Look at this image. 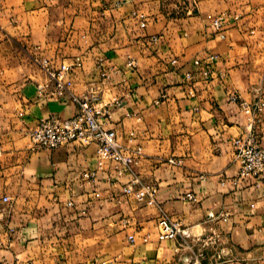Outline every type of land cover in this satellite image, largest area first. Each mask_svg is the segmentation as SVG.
<instances>
[{"label": "crops", "instance_id": "obj_1", "mask_svg": "<svg viewBox=\"0 0 264 264\" xmlns=\"http://www.w3.org/2000/svg\"><path fill=\"white\" fill-rule=\"evenodd\" d=\"M219 15L225 39L206 26ZM34 57L82 59L74 94L110 108L105 125L142 148L138 166L85 182L95 145L31 148L41 119L78 112L38 97ZM243 102L264 103V0H0V264H264V182L239 179L233 147L264 148V107ZM162 216L186 236L160 242Z\"/></svg>", "mask_w": 264, "mask_h": 264}, {"label": "built area", "instance_id": "obj_2", "mask_svg": "<svg viewBox=\"0 0 264 264\" xmlns=\"http://www.w3.org/2000/svg\"><path fill=\"white\" fill-rule=\"evenodd\" d=\"M196 5L194 4V9ZM140 26H147L148 18L144 14H136ZM239 17H235L238 20ZM206 26L214 30L218 36L225 39V32L228 29L230 19L227 15L208 16ZM160 36H153L152 42H158ZM33 63L37 65L45 74V79L38 82L36 89L38 97L45 100H57L65 103H74L78 106V112L70 118H60L51 116L41 119L36 127L28 132L30 146L33 149L55 150L70 144L77 143L82 147L95 145L97 147L96 155L99 169L96 171H86L82 174L81 179L85 182L94 181L98 171L102 170L104 165L110 164L116 177L119 178L130 173L138 166L143 156L142 148L137 147L134 150L126 149L120 136L115 130L107 128L105 120L112 115L109 107H102L98 103V97L91 92L88 95L79 97L73 92L72 76L83 67L80 57H75L72 62H64L55 66L49 59L34 57ZM177 61L173 60L172 65ZM200 65L199 61L195 62ZM133 66V62L129 63ZM203 77L208 79L210 71L203 72ZM108 78L106 73H103ZM193 74L189 73L187 79H193ZM190 95L195 97V92L190 91ZM246 114L259 113L263 107V102H258L253 108L246 102L241 104ZM132 136L134 134H131ZM236 159L240 164L239 179L248 180L255 178L264 182V148L259 147L252 137L237 138L233 141ZM2 147L0 146V156ZM172 162V161H171ZM138 180H135L136 184ZM126 195L133 193V188L127 186L124 188ZM151 196L156 193L155 188L147 190ZM100 197V194H97ZM187 198L191 202H197L198 197L194 194H188ZM3 201L9 203L10 198L4 197ZM72 207L73 203H68ZM158 240L160 242L176 240L180 236H186L179 222H174L167 216H162L157 221ZM129 240L134 243V236H129ZM143 242H148V237L143 238ZM190 264H204L200 259L190 262Z\"/></svg>", "mask_w": 264, "mask_h": 264}, {"label": "rangeland", "instance_id": "obj_3", "mask_svg": "<svg viewBox=\"0 0 264 264\" xmlns=\"http://www.w3.org/2000/svg\"><path fill=\"white\" fill-rule=\"evenodd\" d=\"M32 65H33L34 68H36L37 70H39V71L42 72V70H41L37 65H35L34 63H32ZM43 81H44V80H43Z\"/></svg>", "mask_w": 264, "mask_h": 264}]
</instances>
